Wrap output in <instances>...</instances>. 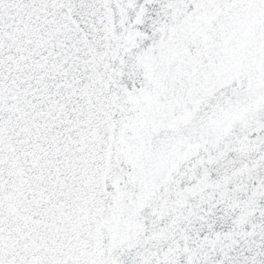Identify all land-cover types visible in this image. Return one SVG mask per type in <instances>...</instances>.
I'll list each match as a JSON object with an SVG mask.
<instances>
[{
    "label": "snow or ice",
    "instance_id": "6c2138e0",
    "mask_svg": "<svg viewBox=\"0 0 264 264\" xmlns=\"http://www.w3.org/2000/svg\"><path fill=\"white\" fill-rule=\"evenodd\" d=\"M0 264H264V0H0Z\"/></svg>",
    "mask_w": 264,
    "mask_h": 264
}]
</instances>
